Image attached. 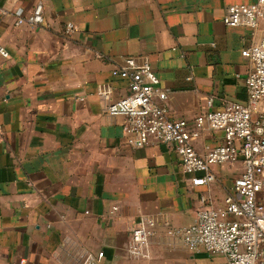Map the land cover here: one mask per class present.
I'll return each instance as SVG.
<instances>
[{"label":"crops","instance_id":"0c3cea01","mask_svg":"<svg viewBox=\"0 0 264 264\" xmlns=\"http://www.w3.org/2000/svg\"><path fill=\"white\" fill-rule=\"evenodd\" d=\"M39 1L43 23L16 25ZM253 1L0 0V264H80L98 252L96 264L221 259L189 251L161 225L148 258H132L126 244L146 216L180 227L221 206L241 160L211 165L214 180L193 185L203 172H185L170 145L126 144L124 117L106 113L98 89L109 84L111 101L126 96L128 80L112 70L135 56L149 61L174 118L191 122L208 97L214 110L245 102L250 64L241 50L264 36V23L252 31L222 18ZM192 143L203 154L222 132Z\"/></svg>","mask_w":264,"mask_h":264},{"label":"built area","instance_id":"2783aa9c","mask_svg":"<svg viewBox=\"0 0 264 264\" xmlns=\"http://www.w3.org/2000/svg\"><path fill=\"white\" fill-rule=\"evenodd\" d=\"M43 4L37 2L25 16H17L16 25L37 26L43 23ZM222 21L227 26H244L252 31L264 23V0L227 7ZM74 29L66 24V31ZM0 54L7 56L0 47ZM249 61L245 78V102H226L212 109L213 98H206L207 110L200 111L191 122L174 118L164 104L167 92L144 57L127 56L112 70L113 75L128 80L129 93L109 100V84L99 87L98 95L108 100L107 114L124 117L122 132L128 146L139 148L164 143L177 154L187 173L203 172L191 179L193 185L214 180L213 164L241 160L242 171L233 180L221 206L200 208L187 226L173 227L162 216H146L130 228L126 251L132 258H148L150 238L157 226L167 236L177 239L189 251L199 249L220 256L208 264H264V36L241 50ZM1 129V125H0ZM205 130L222 132V143L205 146L200 154L192 141ZM113 210L116 206L112 207ZM102 252L87 254L80 264H96Z\"/></svg>","mask_w":264,"mask_h":264},{"label":"rangeland","instance_id":"374dc122","mask_svg":"<svg viewBox=\"0 0 264 264\" xmlns=\"http://www.w3.org/2000/svg\"><path fill=\"white\" fill-rule=\"evenodd\" d=\"M208 260H210V258H209ZM217 260H218V259H212L211 261H217ZM211 261H210V262H211ZM197 264H199V263L197 262Z\"/></svg>","mask_w":264,"mask_h":264}]
</instances>
